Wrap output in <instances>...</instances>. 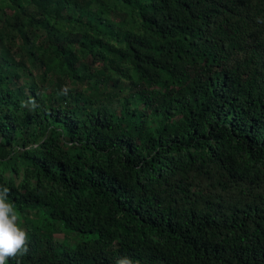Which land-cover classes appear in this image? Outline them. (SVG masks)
I'll use <instances>...</instances> for the list:
<instances>
[{
  "label": "trees",
  "instance_id": "16d2710c",
  "mask_svg": "<svg viewBox=\"0 0 264 264\" xmlns=\"http://www.w3.org/2000/svg\"><path fill=\"white\" fill-rule=\"evenodd\" d=\"M3 187L6 264H264V0H0Z\"/></svg>",
  "mask_w": 264,
  "mask_h": 264
},
{
  "label": "clouds",
  "instance_id": "9594fccd",
  "mask_svg": "<svg viewBox=\"0 0 264 264\" xmlns=\"http://www.w3.org/2000/svg\"><path fill=\"white\" fill-rule=\"evenodd\" d=\"M9 189L0 188V264L28 253V234L18 224L15 205L8 202ZM116 264H133L129 258H121Z\"/></svg>",
  "mask_w": 264,
  "mask_h": 264
},
{
  "label": "rangeland",
  "instance_id": "374dc122",
  "mask_svg": "<svg viewBox=\"0 0 264 264\" xmlns=\"http://www.w3.org/2000/svg\"><path fill=\"white\" fill-rule=\"evenodd\" d=\"M59 238H61V236H59Z\"/></svg>",
  "mask_w": 264,
  "mask_h": 264
}]
</instances>
